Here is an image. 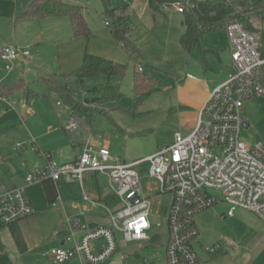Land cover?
<instances>
[{"label":"rangeland","instance_id":"374dc122","mask_svg":"<svg viewBox=\"0 0 264 264\" xmlns=\"http://www.w3.org/2000/svg\"><path fill=\"white\" fill-rule=\"evenodd\" d=\"M30 1L32 0H0V48L9 45L26 50L28 56L25 58L27 62L24 69L29 70L22 77L23 80L19 81L17 76L20 67L17 61L20 58L13 63L10 71L5 69V64L0 60V88L5 85L19 87V91L8 95L6 102L0 99V180L3 183L2 177L9 175L18 163L22 164V157L25 155L17 150L16 143L26 144L32 141L40 147L41 153L44 151L36 138L38 132H34L32 121H28L30 117L25 116L26 106L22 100L26 93L20 89L21 85L29 88V93H32L31 102H35L32 106L35 112L33 116L38 109L36 121L38 123L42 121L45 129L47 125L56 121V115L60 116L62 112L67 114L69 105L65 98L49 92L35 71L36 64L49 67L55 65L59 52L56 43L64 39L73 52L80 49L83 55L86 51L89 54L104 55L96 56L105 59L113 56L127 66L125 77L113 82L119 85V92L114 100L86 103L94 114L91 125L85 126L86 134L96 138L97 146H105L113 156L127 163L145 159L165 144H171L177 132L185 137L194 130L196 120L192 117V112L196 103L203 97L205 83L214 77V74L206 71L205 61L212 68H216L217 75L218 71H221L226 76V66L228 67L230 63V44L224 28L203 36L204 47L213 49L222 58L221 66L214 52H206L201 56L198 47H195L192 53H188L180 46L179 39L185 30L182 24L183 15L177 13L172 6H169L168 10L156 11L152 17L146 0H60L82 8L89 35L73 38L68 19L62 21L32 17L19 19L25 3ZM125 7L132 22L129 36L141 51L142 59L137 57L129 59L114 41L106 26V23L111 21L107 10ZM253 24L258 28L264 27L261 16L255 18ZM33 59L35 63L32 65ZM139 68L143 73L150 72L157 83L151 95L145 101L136 104L133 89L134 78ZM187 74L192 75L194 79H187ZM108 83L107 77L100 74L84 79L82 83L72 79L68 86L76 99L84 102V98L92 100L94 97H101ZM57 102L61 104L60 107L56 105ZM241 109L242 119L249 125L248 128L242 127L241 140L248 146H253L258 141L264 144V96L244 101ZM68 134L70 138L71 135ZM47 140L43 139L42 143L47 145ZM32 158L30 159L32 163L43 166L42 154L33 153ZM136 170L140 176L141 186L145 188L151 181L149 164L140 163ZM99 188L101 196L104 197L99 211L107 214V210L119 209L120 201L102 175L99 176ZM148 196L153 197V194ZM79 197L81 198V191ZM169 202V195H160L154 203L150 218L152 234L159 231L157 224L164 223ZM227 208L228 205L221 202L194 216L200 242H195L194 247L199 254L204 256V247L211 244L212 235L226 234L230 231L229 226L215 222V218H221ZM107 223L109 224V221ZM62 228L66 229L65 225ZM117 237V249L103 264H167L164 236L160 235L154 239L150 246L128 243L125 247L120 244L121 237ZM229 253L231 260H238L240 254L235 251Z\"/></svg>","mask_w":264,"mask_h":264},{"label":"built area","instance_id":"2783aa9c","mask_svg":"<svg viewBox=\"0 0 264 264\" xmlns=\"http://www.w3.org/2000/svg\"><path fill=\"white\" fill-rule=\"evenodd\" d=\"M194 1L200 2L165 3L161 10L172 6L177 13L183 14ZM260 1L264 3V0ZM261 17L264 22V10ZM259 29L258 33H251L235 19L225 22L232 60L226 81L210 93L189 135L175 134L170 145L145 159L127 163L105 147H94L92 136L85 135L82 121L75 116L71 118L67 129L72 134L80 132L84 137L77 158L57 167L48 153H42L47 165L29 173L25 177L26 185L46 179L58 185L78 182L83 190V203L95 205L84 192V177L87 173H96L107 179L120 201V208L107 210L109 225L85 232L78 242L72 231L74 225L69 221L71 233L67 241L73 242V246L51 249L50 256L55 264L73 259H80L85 264H103L114 254L118 234L122 246L150 241L152 208L160 195L170 196L165 224L168 231L167 264H205L194 247L199 238L194 216L218 203L228 205V217H232L237 209H244L264 219V145L258 141L248 146L240 138L244 101L264 96V27ZM27 56L26 50L9 45L0 48V60L7 71L12 70L15 61ZM138 71L142 72V69ZM22 146L17 144L18 149ZM143 162L149 164L151 181L147 184V192L153 197L143 190L136 170ZM34 213L25 188L0 184L1 225L17 223ZM161 227L157 224V228ZM99 240H103L104 245L95 253L92 244ZM219 250L218 245L204 247L208 256L216 255Z\"/></svg>","mask_w":264,"mask_h":264},{"label":"crops","instance_id":"0c3cea01","mask_svg":"<svg viewBox=\"0 0 264 264\" xmlns=\"http://www.w3.org/2000/svg\"><path fill=\"white\" fill-rule=\"evenodd\" d=\"M146 4H147L146 5L147 8H149L148 0H146ZM120 10H122V14L128 17L131 22V17L128 11L126 10V7L120 8ZM154 13L155 12L152 11V17H154ZM44 19L62 21L63 19H67V18L46 17ZM182 24L184 25V16H183ZM131 27H132V22H131ZM179 44H180V39H179ZM117 45L120 46L118 43ZM56 47L59 52L57 53L56 56L55 65H53L55 67H53L52 65L51 67H49V65L36 64V69H35L36 75H40V79L43 83H44L43 79H47L51 77L59 78L71 74L72 73L71 71L74 72L77 68L80 67L84 55L87 53L85 51L83 55L80 49L79 51L77 50L75 52L71 51V48H69L70 46L66 44L65 39L63 41L56 43ZM196 47H198L201 56L204 55V53L206 52H214L219 61V64L223 66L222 58L220 57V55H218L211 48H205L203 41L201 46H196ZM96 55H100L104 57V55L101 54H96ZM25 58L26 57L20 58L19 61H17V64L20 67L18 73L19 76H17L19 77V81L23 80L22 77L25 76L26 73L29 71L24 69L27 62ZM142 58L143 56L141 53V57H139L138 59H142ZM106 59L118 63L122 62L113 56H110ZM229 62H230L229 66L228 67L226 66V76H225L224 73H222L221 71H218L219 74L217 75L215 70L216 68L215 69L212 68L205 61L206 71H210L212 74H214V77L212 78V80H210V82L207 81L205 83L204 85L205 91L203 97L200 99V101L196 103L195 110L192 112V117L196 120V122L200 110L205 103V100L208 98V96L214 89H216L218 86L222 85L226 81L228 74L232 69L231 47H230ZM31 63L33 65L35 63V59L31 60ZM121 64H123V62ZM186 78L190 80L194 79V77L190 74H187ZM20 89L25 90L26 96L22 100L26 106L25 116L28 118L30 117L28 121L29 122L32 121L31 125L34 126V132H38L36 134V138L38 141H40L41 148H43L44 150L42 152L45 153L46 151V153L50 155L51 162L57 167L58 166L61 167L62 165L72 163L79 154L80 147L81 144L83 143L84 137L82 133L79 134L78 132H76L72 134L67 129L69 121L71 120L72 117H74L73 115H71L69 108H67L66 110L67 114L62 112L60 116L56 115L55 116L56 121L52 124L47 125L45 129L44 128L45 125H42L43 124L42 121H39L40 123L36 121V119L38 120L37 118L38 109H37V113L33 116L35 112L32 109V106H34L35 102L34 101L33 103L31 102L33 95L32 93H29L30 92L28 90L29 88H25L24 86L21 85ZM17 90L19 91V89ZM17 90L13 91V93H15ZM48 91L51 92L49 89ZM13 93L9 95H12ZM7 97L3 102H6L8 100ZM56 105L58 107L61 106L59 102H57ZM243 126L245 128L249 127V125L245 122ZM68 133H70L71 135L70 138L67 136L69 135ZM177 133L180 134V132ZM190 133H188L187 135H189ZM85 135L90 136L91 134H85ZM45 138L48 139L46 141L47 145L42 143V140ZM92 138H93L94 147L96 148L103 147V146L102 147L97 146L95 144L96 138H94L93 136ZM17 144L18 143H16V148H17ZM22 145L23 146L20 149L17 148L18 151L20 152L22 151L23 154H25L22 157L23 160L22 164L18 163L16 167L11 171V173L9 175H6L7 177L6 176L2 177L4 183L0 180V184L5 186H15V187L25 188V193L35 213L34 215L25 218L17 223L7 226L0 225V264H55L50 256V250L53 248H71L73 246V242L67 241V238L71 233L69 221H71L72 224L74 225L72 231L75 234L76 242L80 240V238L85 232L89 230H93L97 227H107L109 225L107 223L108 222L107 214L99 211L102 208L101 205L104 202V197L101 196L100 188H99V176L101 175L96 173H87L84 177V192L88 195L90 200L96 203L95 205H91L90 203H83V190L78 182H72L65 185H58L53 180L46 179L34 185L27 186L25 182V177L29 173H34L38 169L44 168L47 165V160L44 158L43 166H39L36 163H32L31 160L33 159L32 158L33 153L42 154L40 147L37 146V144L33 143L32 141H29L26 144H22ZM164 146H167V144H165ZM143 190L146 192V194L148 193L147 185L145 188H143ZM79 191H81V198L79 197ZM51 206H53V208ZM169 209H170V202H169L168 213H169ZM227 211L228 208L226 210V213ZM226 213H223L221 215V218H215V222H219L226 226H229L231 228L230 231L227 232L226 234L218 233L212 235L210 237L211 244L207 245V246L218 245L220 247L219 252L214 256H208L205 253L203 256L197 252L200 255L201 259L204 261L205 264H264V219L258 217L254 212L244 209H237L232 217L226 216ZM167 216L165 217L163 224L159 223L162 225V227L159 228L158 232L156 233L154 232L152 234L151 233L152 228L150 229L149 231V235L151 237L150 241L131 242V243H138L145 245L149 244L148 246H150L151 242H153L154 239H157L161 235L164 236V241H165L164 243L166 250V245L168 243V231L165 225ZM62 220L64 221V223ZM63 225H65L66 229L62 228ZM195 225L197 227L196 223ZM117 236L120 235L118 234ZM198 239L196 242H199ZM99 242L100 244H98ZM103 245H104L103 240L94 242L92 244L94 252L98 253L102 249ZM200 246L202 247V244H200ZM229 251L230 252L235 251L237 252V254H240L238 260L235 261L231 260L229 257L230 254ZM64 264H85V263H83L80 259H73Z\"/></svg>","mask_w":264,"mask_h":264},{"label":"trees","instance_id":"16d2710c","mask_svg":"<svg viewBox=\"0 0 264 264\" xmlns=\"http://www.w3.org/2000/svg\"><path fill=\"white\" fill-rule=\"evenodd\" d=\"M176 1L181 0H148V6L151 11L156 12L161 11L163 4ZM263 10L264 3L260 0L244 2L234 0L194 1L190 8H187L183 13L185 33L180 38V45L186 52L192 53L196 46L202 45L203 36L206 33L223 29L228 19H235L247 31L258 33L260 29L253 24V20L260 17ZM107 14L111 18L107 27L113 39L127 53L130 59L141 57L140 50L129 38L131 30L129 18L124 16L120 9H108ZM31 17L38 19L46 17L67 18L72 27L73 38L87 37L89 35L82 8L78 5L63 3L60 0H32L25 4L19 19ZM126 71L127 66L125 64L86 53L80 67L71 74L43 80L51 92L65 98L71 115L79 118L84 127H88L93 121L94 112L86 106V103L114 100L118 95L119 85L113 84V82L122 80L126 75ZM100 74H104L109 82L104 88L105 93L101 97H94L92 100L88 98H84V102L77 100L69 89L70 81L74 79V81L82 83L84 79ZM156 83V78L150 72L136 73L133 89L136 104L145 101L151 95ZM17 89H19L18 85L2 86L0 88V96L6 98Z\"/></svg>","mask_w":264,"mask_h":264}]
</instances>
